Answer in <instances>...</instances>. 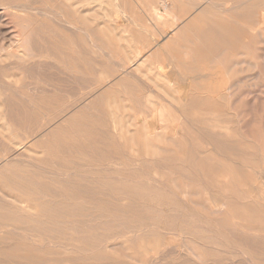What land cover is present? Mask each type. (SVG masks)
Here are the masks:
<instances>
[{
    "label": "rangeland",
    "instance_id": "rangeland-1",
    "mask_svg": "<svg viewBox=\"0 0 264 264\" xmlns=\"http://www.w3.org/2000/svg\"><path fill=\"white\" fill-rule=\"evenodd\" d=\"M32 1L25 2L33 9L30 16L39 23L50 24L53 32L60 35L56 36L57 40H64L70 49L48 59L37 57L25 68L22 62L5 59L7 53L0 51L3 57L0 104L2 93L6 92L17 98H13L15 106L32 101V105L42 102L48 107L43 112L39 108L27 113L17 111L14 122L0 113V204L5 194L6 207L13 210L0 209V264H172L177 252L168 241L172 238L179 244L182 229L187 226L199 233L208 230L202 243L211 245L210 254L192 245L212 261L208 264H264V171L261 173L264 170V0L239 5L236 10L242 15L239 25L220 16L212 20L213 28L227 29L228 35L233 36L232 42L221 54L199 52L201 59L197 58L192 20L206 8L204 0H101L104 9L98 13L87 10L99 9V3H88L85 10L79 8L78 12L84 13H77L83 17L86 30L79 36L69 25L58 24L61 21L57 13H48L54 5L51 0ZM212 1L224 4L226 9L234 8L233 0ZM118 5L126 10V16L118 12ZM71 8L68 12L75 17L76 10ZM156 12L166 21L157 20ZM0 13L4 22L10 24L9 31L19 33L3 3ZM86 33H92V38ZM1 36L0 48L7 47L9 39ZM175 38L179 40L178 45L166 46ZM77 52H81L83 59L75 62L69 56H76ZM115 61L120 63L119 67ZM123 68L130 72L128 76L123 75ZM148 100L171 115L167 124H161L158 110L151 108ZM47 146L54 147L48 156ZM22 153L40 162L30 170V175L15 183L13 171L22 164L19 161L8 165L7 159ZM42 160L46 163L42 164ZM40 172H45L44 177L32 176ZM221 180L222 185L230 188L229 212L217 216L204 202V189L207 187L212 196L222 195ZM32 181L38 182L34 183L37 190L33 191L34 196L28 192ZM43 201H51L53 205L39 208L37 205ZM59 203H67L65 209L73 211V215H62ZM27 205L36 206L40 215L36 210L27 209ZM99 214L115 220L118 217L120 221L94 220V215L99 217ZM34 215L39 223H29ZM4 216H8L7 221L3 220ZM36 226L51 229L36 233ZM133 226H141V234L130 233L129 228ZM73 227L90 230L91 238L75 239L81 233L72 231ZM9 245L14 249H9ZM70 257L73 259L66 261Z\"/></svg>",
    "mask_w": 264,
    "mask_h": 264
},
{
    "label": "bare ground",
    "instance_id": "bare-ground-1",
    "mask_svg": "<svg viewBox=\"0 0 264 264\" xmlns=\"http://www.w3.org/2000/svg\"><path fill=\"white\" fill-rule=\"evenodd\" d=\"M27 1H32V0H0V4H2L3 3V6L5 7V10L6 11H9L10 12V14L12 15V17H13V20H14V24H15V26L16 27H18L19 28V33H16V31L15 32H10L9 31V25H8V23H6V22H4V17H3V19H2V15H1V13H0V34L1 35H5V36H7V38H5V36H4V38L1 36V38H3L4 40L5 39H9V43L7 44L8 46L7 47H3V48H0V51H3V52H6L7 53V56L5 57V59H12V60H14V61H18V62H22V63H24L25 65H24V68L26 67V66H28V64H31L32 62H34L35 60H36V58L37 57H40V58H49L50 56H56L59 52L60 53H63L66 49H70V45L68 44V43H65L64 42V40H62L61 42H59V40H57L58 38H56V36L57 37H59L60 35H56L54 32H53V27L50 25V24H47V23H45V21L44 22H38V21H36V20H34L33 18H32V16H30V15H32V13H31V9L25 4V2H27ZM40 1V0H39ZM45 1H49V0H45ZM53 3H54V5L52 6V7H50V10L51 11H49L48 13H57L58 15H59V17H60V21L61 22H59L58 24H60V25H63V23L64 24H67V25H69L70 26V28L72 29L71 31L74 33V34H76V35H83L84 34V32L86 31L85 30V27L83 26V17L81 18L80 16H79V14H81V13H84L85 11H80V13L78 12L79 11V8L81 9V8H84V10H85V8H86V6L88 5V3H99V9H97L98 7H92L91 9H89V10H87L88 12H95V13H98L99 12V10H102V9H104L103 8V4L102 5H100V3H102L101 2V0H90V2L88 1V0H51ZM205 1V3H206V8L201 12V13H199L198 15H196V17H194V19L192 20V24H194V28H193V30H191V31H193V34H194V39H195V41H196V51H197V55H198V59H201L200 57V54H199V52H203L205 55L206 54H213V53H215L216 51H217V53H219V54H221L222 52H226L227 51V47L228 46H230V44H231V42H232V35H228V33H227V29L224 27V26H219L218 28H213L212 27V25H211V22H212V20H215L217 17H219L220 16V18L222 19V20H225V21H232V22H234V23H236L237 25H239V19L241 18V14L239 13V14H237L236 13V10H237V7L239 6V5H242V4H248L249 2L251 3V1L252 0H233L232 1V3L234 4L233 6H234V8H232V9H226V8H224V4H221V3H217V2H214V1H212V0H204ZM228 2V1H227ZM32 3H33V1H32ZM118 3V2H117ZM162 3V2H161ZM230 3V2H229ZM27 4H30V2L29 3H27ZM48 5V4H47ZM106 5H109V4H106ZM137 5V4H136ZM159 5V4H158ZM49 6V5H48ZM130 6H131V4H130ZM141 6V5H140ZM171 6V5H170ZM251 6V5H250ZM47 7V6H46ZM71 7H73V8H75V10H76V16L74 17V16H71L70 14H69V10L68 9H72ZM118 7V12L119 13H121L122 15H124V16H126V10L123 8V6H120V5H118L117 6ZM147 7V6H146ZM167 7V6H166ZM96 8V9H95ZM139 8V7H138ZM200 8H203V7H201L200 6ZM134 9V8H133ZM215 9L216 10H218L219 12H217L216 13V11H215ZM33 10V9H32ZM45 10V9H44ZM142 10V9H141ZM1 11H3V10H1ZM35 11V10H34ZM161 11V10H160ZM164 11V10H163ZM215 11V12H214ZM73 12V11H72ZM112 12L114 13V11L112 10ZM37 13V12H36ZM40 13H42V12H40ZM47 13V14H48ZM77 13H79V14H77ZM107 13V12H106ZM117 13V12H116ZM139 13V12H138ZM44 14H45V12H44ZM72 14V13H71ZM109 14V13H108ZM247 14V13H246ZM261 14H263V13H261ZM40 15V14H39ZM52 15H54V14H52ZM86 15H88V13L86 14ZM92 15V14H91ZM115 15V14H114ZM109 16H110V14H109ZM112 16V15H111ZM248 16V15H247ZM6 17V16H5ZM8 17V16H7ZM90 17V16H89ZM96 17V16H95ZM100 17V16H99ZM105 17V16H104ZM103 17V18H104ZM123 17V16H122ZM249 17V16H248ZM257 17H258V15H257ZM49 18V17H48ZM50 18H51V14H50ZM53 19L52 20H54L55 18H54V16L52 17ZM91 18V17H90ZM98 18V17H97ZM108 18H110V17H108ZM112 18V17H111ZM124 18V17H123ZM155 18L157 19V20H163V21H166V18H164V17H162L159 13H155ZM177 18V17H176ZM254 18V17H253ZM261 18V17H260ZM262 18H263V15H262ZM8 20V19H7ZM12 20V19H11ZM45 20V19H44ZM94 20H95V18H94ZM108 20V19H107ZM117 20H118V18H117ZM123 20V19H122ZM255 20V19H254ZM258 20V19H257ZM132 21H134V20H132ZM183 21V20H182ZM262 21V20H261ZM88 22V21H87ZM90 22V21H89ZM128 22H129V19H128ZM223 22V21H222ZM253 22V21H252ZM92 23V22H91ZM123 23V22H122ZM130 23H132L131 21H130ZM258 23H259V21H258ZM90 24V23H89ZM137 24V23H136ZM254 24V23H253ZM260 24V23H259ZM92 25V24H91ZM181 25H182V23H181ZM230 25V24H229ZM262 25V24H261ZM137 26H138V24H137ZM231 26V25H230ZM264 26V25H263ZM14 27V26H13ZM156 27V26H155ZM235 28H236V26H234ZM257 27V26H256ZM255 27V28H256ZM262 27V26H261ZM11 28V27H10ZM66 28H68V27H66ZM88 29V28H87ZM105 29H106V27H105ZM139 29H141L140 27H139ZM89 30V32H90V29H88ZM175 30V29H174ZM238 30V29H237ZM62 31V30H61ZM104 31V30H103ZM171 31V30H170ZM173 31V30H172ZM235 31V30H234ZM67 32V31H66ZM102 31H99V33H101ZM143 32V31H142ZM103 33V32H102ZM104 33H105V31H104ZM235 33V32H234ZM87 34V36H89L90 38H92V35L90 34V33H86ZM168 34V33H167ZM170 35V34H169ZM101 36H104V35H101ZM171 36V35H170ZM239 36V35H238ZM261 36V35H260ZM9 37V38H8ZM66 37H67V35H66ZM107 37V36H106ZM164 37V36H163ZM166 37V36H165ZM250 37V36H249ZM80 38V37H79ZM82 38H83V36H82ZM96 38V37H95ZM95 38H94V40H95ZM243 38V37H242ZM117 39V38H116ZM120 39V38H119ZM3 40V41H4ZM97 40H98V38H97ZM100 40V39H99ZM110 40V39H109ZM165 40V39H164ZM2 41V42H3ZM85 41V40H84ZM101 41V40H100ZM264 41V40H263ZM86 42V41H85ZM85 42L83 43V44H85ZM93 42V41H92ZM96 42V41H95ZM109 42V41H108ZM239 42V41H238ZM109 43H111V40H110V42ZM171 43H175L176 45H178L179 44V40H178V38H175V39H173V40H170L167 44H166V46H169ZM237 43V42H236ZM87 44V43H86ZM88 44H90V45H92L90 42L88 43ZM98 44V43H97ZM101 44H102V42H101ZM244 44V43H243ZM3 45V44H2ZM1 45V46H2ZM107 45H108V43H107ZM194 45H195V43H194ZM239 45V44H238ZM89 46V45H88ZM87 46V47H88ZM94 46H96V48L98 49L99 47H97L98 45H95V43H94ZM94 46H92V47H94ZM82 47V46H81ZM80 48V47H79ZM96 48H95V50H96ZM100 48H101V46H100ZM109 48V47H108ZM153 48V47H152ZM156 48V47H155ZM241 48V47H240ZM259 48V47H258ZM103 48H101V50H102ZM104 51H105V49H103ZM110 50V49H109ZM143 50V49H142ZM151 50V49H150ZM13 51H16V52H13ZM97 51V50H96ZM100 51V50H99ZM100 52H102V51H100ZM106 52V51H105ZM98 54V53H97ZM105 54H107V53H105ZM109 54V53H108ZM166 54V53H165ZM190 55H191V53H189ZM202 54V53H201ZM243 54V53H242ZM101 55V54H100ZM205 55H203V56H205ZM58 56V55H57ZM90 56V55H89ZM110 56V55H109ZM166 56H167V54H166ZM202 56V57H203ZM264 56V55H263ZM70 58H72V59H74L75 60V62L76 61H81L83 58V56H82V54H81V52H77V54H76V56H69ZM104 58H106V56H103ZM114 57V56H113ZM168 57V56H167ZM169 58V57H168ZM205 58V57H204ZM203 58V59H204ZM115 59V58H114ZM118 59V58H117ZM171 59V58H170ZM202 59V60H203ZM0 60H3V57H0ZM40 60H42V59H40ZM96 60V59H95ZM106 60V59H105ZM186 60H187V58H186ZM206 60H207V58H206ZM5 61V60H4ZM9 61V60H8ZM43 61V60H42ZM41 61V62H42ZM110 61H111V58H110ZM109 61V62H110ZM114 61V60H113ZM218 61H219V59H218ZM3 62V61H2ZM86 62V61H85ZM116 63H117V66H118V64H120V63H118L117 61H115ZM115 62H112V63H114L115 64ZM170 62V61H169ZM168 62V63H169ZM192 62V61H191ZM195 62V61H194ZM58 63V62H57ZM90 63H92V62H90ZM200 63V62H199ZM159 65V64H158ZM116 66V65H115ZM117 66H116V69H117ZM121 66V65H120ZM135 66V65H134ZM213 66V65H212ZM215 66V65H214ZM234 66V65H233ZM232 66V67H233ZM112 67H114V66H112ZM119 67V66H118ZM169 67V66H168ZM232 67H231V69H232ZM255 67V66H254ZM64 68V67H63ZM115 68V67H114ZM115 69V70H116ZM15 70V69H14ZM122 70V72H123V75L124 74H127V75H124V76H128V74H130V72L129 73H127V69L126 68H123V69H121ZM172 70V69H171ZM170 70V71H171ZM6 71H8V70H6ZM118 71V70H117ZM170 71H169V73H170ZM173 71H176V70H173ZM196 71V70H195ZM22 72V71H21ZM65 72V71H64ZM104 72V71H103ZM74 73V72H73ZM102 74H105V72L104 73H102ZM109 74V73H108ZM167 74V73H166ZM171 74H173V72L171 73ZM198 74V73H197ZM6 75V74H5ZM20 75V74H19ZM22 75V74H21ZM24 75V74H23ZM105 75H107V74H105ZM174 75V74H173ZM205 75V74H204ZM228 75V74H227ZM226 75V76H227ZM129 76H131V75H129ZM134 76V75H133ZM182 76V75H181ZM196 76V75H195ZM210 76V75H209ZM6 77H7V75H6ZM26 77H27V75H26ZM104 77V76H103ZM102 77V78H103ZM183 77V76H182ZM188 77H189V75H188ZM107 78V77H106ZM184 78V77H183ZM187 78V77H186ZM257 78V77H256ZM4 79V78H3ZM177 79H179L178 77H177ZM185 79V78H184ZM194 80V79H193ZM4 81V80H3ZM6 81V80H5ZM188 81V80H187ZM139 82V81H138ZM175 82V81H174ZM182 82V81H181ZM186 82V81H185ZM190 82V81H189ZM14 84V83H13ZM15 85V84H14ZM107 85V84H106ZM123 85V84H122ZM188 85V84H187ZM239 85V84H238ZM192 86V85H191ZM3 87V86H2ZM4 87H6V86H4ZM13 87V86H12ZM122 87H124V85L122 86ZM7 88V87H6ZM198 88V87H197ZM196 88V90H198ZM237 89H238V87H236ZM13 89H15V88H13ZM122 89H124V88H122ZM141 89H143V88H141ZM187 89V88H186ZM224 89H226V88H224ZM165 90V89H164ZM229 90V89H228ZM231 90V89H230ZM11 91V90H10ZM23 91V90H22ZM123 91H125V90H123ZM137 91V90H136ZM157 91V90H156ZM226 91V90H225ZM24 92V91H23ZM152 92H153V90H152ZM229 92V91H228ZM24 93H26V92H24ZM54 93V92H53ZM87 93V92H86ZM89 93V92H88ZM189 93V92H188ZM21 94V93H20ZM27 94V93H26ZM95 94V93H94ZM23 95V94H22ZM83 95V94H82ZM81 95V96H82ZM102 95V94H101ZM157 95V94H156ZM198 95H201V93L200 94H198ZM197 95V96H198ZM221 95V94H220ZM219 95V96H220ZM229 95H231L230 93H229ZM2 96H3V98H1L2 100H1V104H0V113L1 114H4L8 119H9V122H14V117H17V111L19 112V113H27V112H33L34 110H39V109H42V112H43V110H46V109H48V107H46V105L44 106L43 104H42V102H41V104L40 103H38V104H34V105H32V101H29L28 103H25V102H23V104H18L17 106H15V102H14V100H13V98H16V97H12V95H9V94H7L6 92H3L2 93ZM39 97V96H38ZM97 97V96H96ZM259 97V96H258ZM40 98V97H39ZM41 98H44L43 96L41 97ZM48 98V97H47ZM98 98V97H97ZM157 98H158V95H157ZM168 98V97H167ZM187 98V97H186ZM17 99V98H16ZM32 99V98H31ZM204 99V98H203ZM207 99V98H206ZM183 100H185V99H183ZM213 100V99H212ZM62 101V100H61ZM87 101V100H86ZM153 100H148V105L151 107V108H153V109H155V110H158V115H159V121L161 122V124H167L166 122H169L170 121V119L168 120V118H171V115L169 116V114L167 115V113H165L164 112V108L163 107H160V108H158L157 109V107H156V105H154L153 103H155V102H152ZM171 101H173V100H171ZM186 101V100H185ZM37 102V101H36ZM35 102V103H36ZM39 102V101H38ZM141 102V101H140ZM177 102V101H176ZM255 102H256V100H255ZM259 102V101H258ZM61 102H59V104H60ZM158 103V102H157ZM205 103V102H204ZM212 103L213 102H211V104L210 105H212ZM45 104H46V102H45ZM78 104V103H77ZM206 104V103H205ZM218 104V103H217ZM217 104H216V106H217ZM48 105H49V103H48ZM51 105V104H50ZM58 105V104H57ZM147 105V104H146ZM162 105V104H161ZM208 105H209V103H208ZM51 106H53V105H51ZM79 106V105H78ZM166 106V105H165ZM201 106H204L205 107V105H201ZM81 107V106H80ZM188 107V106H187ZM39 108V109H38ZM53 108V107H52ZM54 108H56V107H54ZM60 108H61V106H60ZM169 107L167 106L166 107V109H168ZM198 108H200V107H198ZM203 108V107H202ZM70 109V108H69ZM68 109V110H69ZM80 109H82V107L80 108ZM179 109V108H178ZM211 109H213V108H211ZM131 111H133L132 109H130ZM224 110V109H223ZM171 110H168V112H170ZM199 111V110H198ZM206 111V110H205ZM226 111V110H225ZM167 112V111H166ZM190 112H191V110H190ZM77 113V112H76ZM171 113V112H170ZM197 112H195V114H196ZM211 113H213V112H211ZM219 113H221V112H219ZM64 114V113H63ZM203 115H204V113H202ZM206 114V113H205ZM62 115V114H61ZM43 116V115H42ZM143 116V115H142ZM141 116V117H142ZM173 116V115H172ZM189 116V115H188ZM238 116V115H237ZM140 117V118H141ZM173 117H176V116H173ZM186 116H184V118H185ZM190 117V116H189ZM192 117V116H191ZM44 118V117H43ZM144 118V117H143ZM4 119H5V117H4ZM175 119H177V118H175ZM191 119V118H190ZM205 119V118H204ZM42 120V119H41ZM141 120H143V119H141ZM187 120V119H186ZM133 121V120H132ZM177 121V120H176ZM178 121H180V122H182L181 120H178ZM184 121V120H183ZM189 122V121H188ZM256 122V121H255ZM27 123V122H26ZM26 123H24V124H26ZM48 123V122H47ZM137 123V122H136ZM142 123V122H141ZM171 123V122H170ZM6 124V123H5ZM150 124V123H149ZM148 124V125H149ZM186 124H188V123H186ZM151 125H153V124H151ZM48 126H50L49 124H48ZM131 127H135V126H133V125H130ZM150 126V125H149ZM162 126H164L165 127V125H162ZM168 126V125H167ZM166 126V127H167ZM9 127V126H8ZM41 127V126H40ZM138 127V126H137ZM172 127V126H171ZM4 128V127H3ZM50 128V127H49ZM139 128H140V126H139ZM168 128V127H167ZM2 129V128H1ZM0 129V130H1ZM169 129V128H168ZM223 129V128H222ZM146 130V129H145ZM153 130V129H152ZM155 130H157V129H155ZM161 130V129H160ZM120 131H122V130H120ZM151 132V131H150ZM166 132V131H165ZM171 132V131H170ZM36 134V133H35ZM38 134H41V133H38ZM150 134V133H149ZM37 135V134H36ZM232 135V134H231ZM231 135H228V136H231ZM236 135V134H235ZM38 136V135H37ZM33 137H36V136H34L33 135ZM133 137V136H132ZM37 138V137H36ZM147 138V137H146ZM29 139V138H28ZM32 139V138H31ZM34 139V138H33ZM54 139H55V137H54ZM68 139V138H67ZM209 139V138H208ZM237 139V138H236ZM14 140V139H13ZM135 139H133V141H134ZM205 140V139H204ZM212 141H214L213 139H211ZM229 140V139H228ZM146 141V140H145ZM158 141V140H157ZM207 141H209V140H207ZM237 141H238V139H237ZM12 142V141H11ZM15 142H17V140L15 141ZM135 142V141H134ZM148 142V141H147ZM205 142V141H204ZM215 142V141H214ZM13 143V142H12ZM149 143V142H148ZM163 143V142H162ZM161 143V144H162ZM217 142H215V144H216ZM224 143V142H223ZM20 144V143H19ZM151 144V143H150ZM205 144H206V142H205ZM212 144V143H211ZM25 145V144H24ZM61 145V144H60ZM152 145H153V143H152ZM242 145V144H241ZM12 146V145H11ZM23 146V144L21 145V147ZM31 146H33V144L31 145ZM150 146V145H149ZM180 146H181V144H180ZM212 146H214V145H212ZM16 147V146H15ZM147 147H148V145H147ZM18 148V147H17ZM35 148V147H34ZM53 146H47L46 147V149H45V153L47 154V156L49 155V154H51V152L53 151ZM216 148V147H215ZM214 148V149H215ZM22 149H24V148H22ZM162 149V148H161ZM182 149V148H181ZM18 150H19V148H18ZM42 150H44V148L42 149ZM207 150V149H206ZM216 150V149H215ZM25 151V150H24ZM44 152V151H43ZM56 152V151H55ZM181 152V151H180ZM207 152V151H206ZM209 153H211L210 151H208ZM33 153V152H32ZM32 153H30V154H32ZM53 153V152H52ZM160 153V152H159ZM10 155V154H9ZM8 155V156H9ZM155 155H156V153H155ZM212 155V154H211ZM7 156V155H6ZM162 156V155H161ZM165 156V155H164ZM2 157V156H1ZM12 157V156H11ZM41 157V156H40ZM183 157H185V156H183ZM48 158V157H47ZM3 159V158H2ZM7 159V158H6ZM20 161V163L22 164V166H19L18 167V169H15L14 171H13V177L15 178H12L13 179V181L16 183L17 181H21V180H24L25 179V177L26 176H28V175H30V170L31 169H35V168H37V165H38V163L40 162V161H37V162H34L33 161V159L32 158H30V155H28L27 153H22V154H20V155H17L16 157H13V158H8L7 159V164L8 165H14L16 162H19ZM209 161V160H208ZM142 162V161H141ZM41 163L42 164H45L46 163V161L45 160H42L41 161ZM92 163V162H91ZM1 164H2V162H1ZM136 164V163H135ZM177 164V163H176ZM20 165V164H19ZM259 166V165H258ZM262 166V165H261ZM186 167H188V166H186ZM45 168V167H44ZM121 168V167H120ZM126 168V167H125ZM140 168V167H139ZM234 169V168H233ZM170 170H171V168H170ZM228 170V169H227ZM59 171V170H58ZM123 171V170H122ZM182 171H184V170H182ZM193 171V170H192ZM223 171V170H222ZM235 171V170H234ZM257 171V170H256ZM255 171V172H256ZM264 170H261V173L263 172ZM48 172V171H47ZM52 172V171H51ZM127 172V171H126ZM189 172H191V171H189ZM225 172V171H224ZM223 172V173H224ZM259 172V171H258ZM3 173V172H2ZM218 173H221V172H218ZM235 173H238V172H236L235 171ZM53 174H54V171H53ZM55 174H56V171H55ZM61 174V173H60ZM62 174H64V173H62ZM204 174V173H203ZM259 174V173H258ZM35 175H38V176H42V177H44V175H45V172H40V173H33L32 174V176L34 177ZM183 175H185V174H183ZM220 175V174H219ZM218 175V176H219ZM226 175V174H225ZM224 175V176H225ZM229 175V174H228ZM261 175V174H260ZM263 175V174H262ZM9 176V175H8ZM52 176H55V175H52ZM56 176H57V174H56ZM121 176V175H120ZM186 176V175H185ZM220 176H222V175H220ZM232 176H234V174L232 175ZM63 177V176H62ZM65 177V176H64ZM69 177V176H68ZM231 177V176H230ZM59 178V177H58ZM141 178V177H140ZM163 178H164V176H163ZM167 178V177H166ZM175 178H177V177H175ZM229 178V177H228ZM241 178V177H240ZM165 179V178H164ZM36 180H39V179H36ZM166 181V180H165ZM168 181V180H167ZM231 181V180H230ZM162 182V181H161ZM169 182V181H168ZM168 182H165V184L166 185H168L167 183ZM181 182V181H180ZM186 182V181H185ZM214 182H216V181H214ZM236 182V181H235ZM241 182V181H240ZM247 182V181H246ZM249 182V181H248ZM34 183H38L37 181H32V182H29V185H30V187L32 188V189H29L28 190V192L31 194V195H33L34 193H36V192H33L34 190H36V189H34V186L36 185V184H34ZM68 183V182H67ZM169 183H171V182H169ZM208 183V182H207ZM218 183H219V181H218ZM217 183V184H218ZM221 183H223V180H221L220 181V184ZM3 184V183H2ZM163 184V183H162ZM189 185L190 184H192V183H188ZM197 184V183H196ZM237 184V183H236ZM28 185V186H29ZM160 185V184H159ZM165 185V186H166ZM170 185V184H169ZM239 185V184H238ZM245 185V184H244ZM67 186V185H66ZM221 186H222V195H220V196H218V197H215L214 195L212 196L211 194H210V192L207 190V187H206V189H204L205 190V194H204V202L208 205V207H209V209H210V211H211V213L213 214V215H217V216H221V215H226L227 214V212H229V210L227 211V207H228V201H227V193L228 192H230V188H228L227 187V185H225V184H221ZM60 187V186H59ZM97 187V186H96ZM172 187V186H171ZM220 187V186H219ZM245 187H246V185H245ZM7 188V187H6ZM65 189V188H64ZM106 189V188H105ZM173 189V188H172ZM67 190V189H66ZM156 190V189H155ZM191 190H195V189H192L191 188ZM199 190V189H198ZM241 190H242V188H241ZM0 191L2 192V190L0 189ZM10 191V190H9ZM37 191V190H36ZM120 191V190H119ZM122 191H124V190H122ZM126 191V190H125ZM149 191V190H148ZM213 191V190H212ZM11 192H13V191H11ZM200 192H202V191H200ZM214 192V191H213ZM218 192H219V190H218ZM234 192V191H233ZM15 193H17V192H15ZM195 194V193H194ZM200 194H202V193H200ZM246 194V193H245ZM186 195V194H185ZM263 195V194H262ZM34 196V195H33ZM111 196V195H110ZM199 196V195H198ZM202 196V195H201ZM230 196V195H229ZM36 197V196H35ZM39 197V196H38ZM44 197V196H43ZM46 197H48V196H46ZM170 197V196H169ZM186 197H187V195H186ZM8 197L4 194L3 196H2V201L4 202H1L2 204H0V209H2V210H4V211H7V212H10V211H13V210H11V209H9L8 207H6V206H8V202H7V199ZM25 198V197H24ZM32 198H34V197H32ZM116 197H114V199H115ZM153 198V197H152ZM199 198V197H198ZM256 198V197H255ZM26 199V198H25ZM28 199V198H27ZM26 199V200H27ZM44 199V198H43ZM118 199V198H117ZM258 199H260L259 197H258ZM45 200V199H44ZM170 200V199H169ZM189 200H190V198H189ZM60 201V200H59ZM125 201V200H124ZM144 201V200H143ZM193 201V200H192ZM252 201V200H251ZM254 201V200H253ZM263 201V200H262ZM15 202L17 203V204H21V202L20 201H18L17 199H15ZM31 202V201H30ZM45 201H43L42 203H40L39 205H37L39 208H45V207H47V206H50V205H53V202H51V201H46L45 203H44ZM170 202V201H169ZM189 202V201H188ZM202 202H203V200H202ZM201 202V205H204V203H202ZM249 202V201H248ZM264 202V201H263ZM25 203V202H24ZM33 203V202H32ZM57 203V202H56ZM68 203V202H67ZM67 203L65 204H63V203H59V205H60V209L62 210L61 212H62V215H73V211H67L65 208H66V206H67ZM160 203H162V202H160ZM159 203V204H160ZM200 203V202H199ZM238 203V202H237ZM254 203V202H253ZM260 203V202H259ZM35 204V203H34ZM134 204V203H133ZM234 205H235V203H233ZM233 204H232V206H233ZM249 204V203H248ZM255 204V203H254ZM173 205V204H172ZM189 205V204H188ZM238 205V204H237ZM236 205V206H237ZM14 205H12V207H13ZM83 206H85V205H83ZM167 206V205H166ZM174 206V205H173ZM196 206V205H195ZM194 206V207H195ZM198 206V205H197ZM231 206V207H232ZM235 206V207H236ZM16 207V206H15ZM36 207V206H35ZM34 206H33V208L31 207V205H27L26 206V208L28 209H31V210H36V208H35ZM234 207V208H235ZM23 208V207H22ZM26 208H24V209H26ZM87 208H88V206H87ZM146 208V207H145ZM150 208V207H149ZM162 208H164V207H162ZM204 208V207H203ZM20 209V208H19ZM152 209V208H151ZM168 209H170V208H168ZM197 209V208H196ZM138 210V209H137ZM153 210H155V209H153ZM193 210V209H192ZM202 210V209H201ZM24 211V210H23ZM36 211H38V208H37V210ZM162 211V210H161ZM176 211H178V210H176ZM195 211V210H194ZM199 211V210H198ZM262 211H263V209H262ZM28 212V211H27ZM39 212V211H38ZM160 212V211H159ZM165 212V211H164ZM232 212V211H231ZM20 213V212H19ZM31 213V212H30ZM167 213V212H166ZM180 213V212H179ZM245 213V212H244ZM27 214V213H26ZM39 215H40V212L38 213ZM131 214V213H130ZM174 214H176V213H174ZM197 214H198V212H197ZM201 214V213H200ZM203 214V213H202ZM229 214V213H228ZM236 214V213H235ZM239 214V213H238ZM248 214V213H247ZM28 215V214H27ZM36 215V214H35ZM35 215L33 216V218L32 219H30V222L29 223H39V221H38V218H34L35 217ZM99 215H101V216H99V217H97V215H94V220H98L99 218H100V221H108V220H110V221H120V218H116V220L115 219H112L110 216H105V215H102V214H99ZM116 215H117V213H116ZM183 215H185V214H183ZM203 215H205V214H203ZM21 216H23V215H21ZM113 216V215H112ZM135 216H137V215H135ZM150 216V215H149ZM159 216V215H158ZM182 216V215H181ZM185 216H188L189 217V215H185ZM242 216V215H241ZM39 217V216H38ZM97 217V218H96ZM161 217V216H160ZM205 217H206V215H205ZM235 217V216H234ZM249 217V216H248ZM125 218V217H124ZM153 218H155V217H153ZM214 218V217H213ZM216 218V217H215ZM251 218V217H250ZM62 219H64V218H62ZM133 219V218H132ZM222 219V218H221ZM3 220L4 221H7L8 220V216H4L3 217ZM42 220V219H41ZM225 220V219H224ZM50 221V220H49ZM138 221V220H137ZM197 221V220H196ZM215 221V220H214ZM222 222H223V220H221ZM226 221V220H225ZM45 222V221H44ZM48 222V221H47ZM136 222V221H135ZM173 222H175V221H173ZM199 222V221H198ZM221 222V223H222ZM13 223V222H12ZM100 223V222H99ZM165 223V222H164ZM224 223V222H223ZM246 223V222H245ZM249 222H247V224H248ZM17 224H19L18 222H17ZM101 224H102V222H101ZM143 224V223H142ZM219 224V223H218ZM240 224V223H239ZM28 225H30V224H28ZM79 225V224H78ZM132 225V224H131ZM167 225V224H166ZM194 225V224H193ZM252 225V224H251ZM251 225H248V227L249 226H251ZM70 226V225H69ZM157 226V225H156ZM171 226H172V224H171ZM170 226V227H171ZM187 226V225H186ZM207 226V225H206ZM215 226V225H214ZM243 226V225H242ZM3 227V226H2ZM59 227H61V226H59ZM139 227V228H138ZM143 227V226H142ZM146 227H148V226H146ZM160 227H161V225H160ZM216 228V227H215ZM230 228V227H229ZM242 228V227H241ZM51 228H48V227H38V226H36V230H35V232L36 233H43L44 231H46V230H50ZM130 230H129V232L130 233H140L141 234V232H142V228H141V226H136V227H131V228H129ZM173 229H174V227H173ZM236 229H237V227H236ZM248 229V228H247ZM253 229V228H252ZM229 230V229H228ZM72 231H77V232H80L81 233V235H79V236H77L75 239H77V240H87V239H90L91 238V236H92V234H91V231L90 230H88V229H80V228H78V227H73L72 228ZM156 231V230H155ZM238 231H240L239 229H238ZM253 231V230H252ZM128 232V233H129ZM179 232V231H178ZM243 232V231H242ZM117 233H119V231L117 232ZM145 233V232H144ZM204 233H206V234H208V230L207 229H203L202 230V233H199L198 231H197V229L196 228H194V227H191V226H187L186 228H183L182 229V234H181V237L183 236V238H181V239H179L180 241H179V244H175V242H177L175 239H169V241H168V245H173V248L176 250V252H177V254H176V257L173 259V262H172V264H189L190 262L191 263H193V264H208L209 262H212L211 260H209V259H207L206 257H205V255L204 254H202V253H200L199 251H196L193 247H192V245H195V246H197V247H200V248H202V250H203V252H205V253H207L208 252V250H210V244H207V243H202V240H203V238H204ZM22 234V233H21ZM96 233H94V235H95ZM139 234V235H140ZM159 234V233H158ZM176 234V233H175ZM175 234H173L172 236H174ZM159 235H161V234H159ZM138 235H136V237H137ZM146 236V235H145ZM207 236V235H206ZM224 236V235H223ZM227 236V235H226ZM231 236V235H230ZM253 236V235H252ZM144 237V236H143ZM254 237V236H253ZM109 238H110V236H109ZM155 238H157V237H155ZM179 238H180V236H179ZM227 238V237H226ZM133 239V238H132ZM131 239V240H132ZM135 239V238H134ZM143 239V238H142ZM160 239V238H159ZM163 239V238H162ZM165 239V238H164ZM242 239V238H241ZM249 239V238H248ZM32 240V239H31ZM129 240V239H128ZM161 240V239H160ZM143 241V240H142ZM158 242H159V240H157ZM64 242V241H63ZM212 242V241H211ZM228 242V241H227ZM261 242V241H260ZM263 242V241H262ZM77 243V242H76ZM75 243V244H76ZM121 243V242H120ZM151 243V242H150ZM153 243V242H152ZM162 243V242H161ZM215 243V242H214ZM104 244V243H103ZM115 244V243H114ZM117 244V243H116ZM125 244V243H124ZM124 244H123V246H124ZM159 244V243H158ZM212 244H213V242H212ZM245 244V243H244ZM128 245V244H127ZM229 245V244H228ZM2 246V245H1ZM39 246V245H38ZM48 246V245H47ZM112 246V245H111ZM214 246V245H213ZM15 248H16V246H14ZM84 247V246H83ZM113 247V246H112ZM117 247V246H116ZM140 247V246H139ZM143 247H144V244H143ZM231 247V246H230ZM234 247V246H233ZM8 248L9 249H14L11 245H9L8 246ZM74 248H76V247H74ZM81 248V247H80ZM131 248H133V247H131ZM147 248V247H146ZM145 248V249H146ZM151 248V247H150ZM153 248H156V246L155 247H153ZM239 248H241V247H239ZM254 248V247H253ZM78 249V248H77ZM118 249V248H117ZM126 249L128 250V248L126 247ZM183 249V251H181ZM244 249V248H243ZM243 249H241V250H243ZM260 249V248H259ZM70 250H72V249H70ZM102 250V249H101ZM101 250H100V253H101ZM131 250V249H130ZM137 250V249H136ZM156 250V249H155ZM171 250V249H170ZM252 250V249H251ZM262 250V249H261ZM260 250V251H261ZM108 251V250H107ZM135 251V250H134ZM138 251V250H137ZM157 251H158V249H157ZM253 251V250H252ZM264 251V250H263ZM262 251V252H263ZM68 252V251H67ZM72 252H73V250H72ZM88 252V251H87ZM171 252V251H170ZM229 252V251H228ZM255 252H257V251H255ZM97 253V252H96ZM96 253H94L93 255L95 256V255H97ZM98 253H99V251H98ZM134 253V252H133ZM158 253H159V251H158ZM166 253V252H165ZM209 253V252H208ZM231 253V252H230ZM249 253H250V251H249ZM252 253V252H251ZM87 254V253H86ZM137 254V253H136ZM136 254H134V255H136ZM210 254V253H209ZM248 254V253H247ZM252 254H254V252L252 253ZM251 254V255H252ZM259 254V253H258ZM79 255V254H78ZM84 255V254H83ZM92 255V256H93ZM110 255V254H109ZM128 255V254H127ZM160 255V254H159ZM248 255H250V254H248ZM255 255V254H254ZM80 256V255H79ZM90 256V255H89ZM98 256V255H97ZM112 256V255H111ZM138 256V255H137ZM156 256V255H155ZM155 256H153V257H155ZM165 256H166V254H165ZM168 256V255H167ZM210 256V255H209ZM100 257V256H99ZM98 257V258H99ZM213 257H215V256H213ZM219 257V256H218ZM95 258V257H94ZM97 258V259H98ZM138 258V257H137ZM151 258V257H150ZM251 258V257H250ZM73 258H68V260H66V261H70V260H72ZM100 259V258H99ZM139 259V258H138ZM151 259H153V258H151ZM215 259H217V258H215ZM224 259V258H223ZM252 259V258H251ZM137 260V259H136ZM164 260V259H163ZM232 260V259H231ZM234 260V259H233ZM143 261V260H142ZM254 261V260H253ZM93 262V261H92ZM215 262V261H214ZM143 263V262H142ZM227 263V262H226ZM236 263V262H235ZM255 263V262H254ZM135 264V263H134ZM163 264V263H162ZM239 264V263H238Z\"/></svg>",
    "mask_w": 264,
    "mask_h": 264
}]
</instances>
